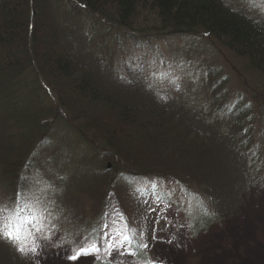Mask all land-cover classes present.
<instances>
[{
  "label": "trees",
  "instance_id": "trees-1",
  "mask_svg": "<svg viewBox=\"0 0 264 264\" xmlns=\"http://www.w3.org/2000/svg\"><path fill=\"white\" fill-rule=\"evenodd\" d=\"M228 1L235 7H229L224 0H0V217L3 223L20 222L31 233L36 229L35 221L42 220L38 216L46 218L53 211L55 229L65 235L74 232L71 229L78 217L74 214L70 222L71 217L60 207L61 202L45 208L41 203L39 207L45 212L32 213L33 208L28 205L35 194L22 178L33 159L42 156L52 160L50 155L54 152L60 157L70 144L64 142L60 146L54 142L50 154L39 153L45 147L41 145L49 135L52 115L70 131L71 146L77 152L71 161L79 164L74 169L75 187L84 186L81 193L88 192L99 201L103 195L98 188L108 187L119 175H123L127 186L131 182L139 186L144 180L150 184L147 193H143L144 186H130L137 199L142 196L153 205L146 216L137 217L132 210L112 218V222H119L123 240L133 237L130 242L137 241L131 245L135 252L144 251L143 240L148 244V239L162 225L158 222L161 214L157 208L163 201L164 191L176 198L183 194L184 199L189 198L202 207L196 217L190 216L193 237L208 223H218L234 214L244 190L237 197L233 192H222L228 180L224 159L235 162L234 156H241L244 167L250 171L249 163L255 168L250 173L257 171L252 163H258L257 152L262 144L259 132L253 134L254 123L249 122L254 115L253 105L239 101L227 106V94L220 92L213 82L216 71L200 97L190 82V86L187 84L189 99L197 97L209 114L217 106L219 114L227 117L221 132L216 128L203 133L206 130L198 124L201 117L198 115L195 120L193 115L187 116L197 105L179 100L185 84L176 89L174 103L168 102L169 98L153 104L141 102L145 100L143 95L132 90L123 92L112 81L108 70L98 71V65L85 58L92 41L82 40L95 35V31L96 37L111 36L107 41L101 40L100 56L95 57L103 65L104 57L113 54L101 53L107 46L117 47L120 40L167 33H179L186 38L191 35L188 32L205 31L233 50L244 68L251 70L250 74L258 71L264 76V14L249 9L246 0ZM58 7L67 12L64 20L54 13ZM148 29L158 32L146 34ZM159 30L169 31L160 33ZM124 35L127 37L120 38ZM143 39L151 43L146 37L139 39L140 42ZM189 45L193 46L190 40ZM192 46L189 48L200 51L199 45ZM178 57H173L172 62L177 63ZM203 68L196 69L203 71ZM53 89L57 98L53 97ZM42 95L50 102H45ZM205 95L212 99L216 95L224 97L210 103ZM63 111L73 118L63 116ZM77 120L84 123L78 124ZM54 164L63 178L68 164ZM41 176H47L55 187L56 180L49 178V173ZM162 178L171 183L164 185L167 189L156 183L157 180L162 183ZM57 182L56 191L61 187L66 189L61 179ZM62 192H57L60 200L64 198ZM72 197L76 199V195ZM81 206L79 210L86 212L90 205L81 203ZM103 222L93 225V238L101 236ZM0 242V264H26L27 260L23 261L26 258L19 251L20 241L0 239ZM4 248L8 250V257L2 251ZM10 251L22 257L19 263L10 258ZM101 263L115 264L104 256Z\"/></svg>",
  "mask_w": 264,
  "mask_h": 264
},
{
  "label": "rangeland",
  "instance_id": "rangeland-1",
  "mask_svg": "<svg viewBox=\"0 0 264 264\" xmlns=\"http://www.w3.org/2000/svg\"><path fill=\"white\" fill-rule=\"evenodd\" d=\"M224 1L229 7H235L228 0ZM246 1L249 9L264 14V0ZM54 13L59 15L61 20H64L67 12L58 7L54 8ZM137 31L142 32L141 29ZM145 31L146 34L147 32H158L151 29ZM159 31L161 33L169 30ZM94 33L95 35L98 34L97 31ZM188 33L186 38L179 33L177 35L167 33L136 35L135 38L138 39L135 40H120L117 47L112 46L110 48L107 46L101 53L112 52L113 54L104 57L103 65L99 64L96 59L100 56L98 53L100 51L99 44L102 39L107 41V39H111V36L102 34V37H96L91 34L88 39L87 37L82 39L92 41V46L87 49L85 58L93 60L98 65V71L108 70L112 81L116 82L118 87L124 90L123 92L132 90L141 96L143 95L145 100H140L141 102L153 104L159 99L166 98H169L168 102H175V87L185 84L180 90L182 96L179 100L182 103L193 101V104L197 105L192 108L187 116L192 118L193 115L195 120L198 115L201 117L198 124L200 123V126L206 130L203 133H210L211 129L214 131L216 128L221 132V126L223 124L225 128L227 117L219 114V107L217 106H213V111L209 114V110H205V104L201 100H197V97L189 99L187 90L191 83H194L191 87L196 86L195 91L200 97L201 91L210 86V79L216 71L213 82L216 87H219L220 92L227 94V98H225L227 106L239 101L244 103L249 101L253 105L254 115L249 122L254 123L253 134L257 135L259 132L258 137L262 144L257 152L258 156L260 155L258 163H252L257 167V171L250 173L255 168L250 167L249 163L250 171L244 167V164L240 162L241 156H234L237 159L235 162L229 158L224 159L226 168L224 172L228 180L222 188V192L225 194L233 192L237 197L238 192L244 190L237 211L231 216L228 215L221 221L219 220L218 223H208L193 237L190 216L196 217L198 215L196 213L202 207L195 205L189 198L184 199L183 194H179V198H176L164 191L161 203L165 205L162 206L161 203H158L159 207L157 208L159 215L161 214L158 222L162 225L157 233L148 239V244L143 240L142 246L146 244L147 247L142 252V256L145 260L151 261L152 264H264V180H260L264 178V76H261L258 71L250 74L251 70L244 68L233 50L211 36L209 37L207 32ZM124 37L127 36L124 35L120 38ZM143 37L149 39L151 43L148 44L146 39H143L144 42H140L139 39ZM189 40L193 46L189 45ZM188 45L192 47L199 45L200 51L191 49ZM176 56H179V61L174 63L171 59ZM203 65H206L207 68L212 66L211 68L215 70L209 71L211 68H203ZM199 67L203 68V71L196 69ZM201 81L205 83L202 85ZM47 86L49 87V85ZM55 96L57 98L54 91L53 97ZM208 96L205 95L204 98L210 103L217 102L224 97L216 95L212 99ZM42 97L45 102H50L45 98V95ZM67 113L63 111L62 115ZM67 115L68 119L73 118L71 114ZM51 117L49 118V135L43 140L41 146L45 147L39 153L47 151L50 154L54 150V142L60 146L64 142H68L71 150L69 146H66L62 152L63 157H58V153L54 152L53 155H50L52 157V160L49 159L50 161L39 156L38 159L36 157L35 160H32L31 165L27 164L26 173H23L22 178L29 183L33 190L32 193L35 194L34 198L29 200L28 206L33 208L31 209L32 213L36 210L45 212L39 207L41 203L42 207L45 208L61 202L60 207L71 217L70 222L74 214L78 219L71 229L74 232L68 235L59 229H55L53 211L46 218L40 214L41 217L38 216V219L42 220L35 221L36 229L31 233L20 222H18L19 224L14 220L8 222L6 225L9 228L15 227L20 230L19 251L26 258L23 261L27 260L26 264H99L101 256H104L115 264H143V261H138V258L132 255L128 249V244L120 235L119 227L121 226H119V222L113 221V224L112 218L117 213L121 215L124 211L130 213L132 210L135 211L137 217L142 216V214L146 216V211L153 205L149 203L150 201H145L142 196L137 199V196L130 189V186L135 187L136 185L131 183L130 186H127L126 181L122 180L123 175L122 177L119 175L108 187L98 188L103 195L99 201L96 200V197L91 198L88 192L81 193V188L84 186L76 185L75 187L77 172L74 169L76 170L79 164L76 160L71 161L72 158L75 159L77 152L71 146L70 131L64 127V124L57 122L54 115ZM77 123L84 122L79 120ZM258 156H256V160ZM54 163L68 164L67 169L63 171L66 174L63 175V178L59 175V170ZM44 173H49V178L56 180L55 187L47 180V176H41ZM60 179L66 189L61 187L56 191L57 181ZM160 180L162 183L159 180L156 183L157 185L160 183L161 187L166 183L171 185L165 178ZM149 185L144 180L139 186L140 188L144 186L143 193H147L146 189ZM164 189H167V185L164 186ZM58 191H63L61 196L64 198L61 200L57 196ZM73 194L76 195V199L72 197ZM68 197L72 198L67 201ZM81 203L90 205L85 209L86 212L79 210L81 207L83 208ZM74 205L76 207L73 210ZM99 221H104L101 225V236L93 238V225L98 224ZM136 224L137 222L134 221L133 225ZM113 225L118 229H115ZM82 245L88 248L89 254L79 255L76 260L70 259L72 255L78 254L76 250ZM94 247L98 248V251H94ZM33 249L36 251L33 252ZM2 251L7 255L8 250L6 248ZM10 258H14L18 263L22 259L13 251H10ZM144 259L141 258V260Z\"/></svg>",
  "mask_w": 264,
  "mask_h": 264
},
{
  "label": "snow or ice",
  "instance_id": "snow-or-ice-1",
  "mask_svg": "<svg viewBox=\"0 0 264 264\" xmlns=\"http://www.w3.org/2000/svg\"><path fill=\"white\" fill-rule=\"evenodd\" d=\"M30 191V189H29ZM20 230L18 228L15 227H11L9 228L6 224L3 223L2 217H0V239H4L8 242H13L16 243L21 239V236L19 234ZM129 238L125 237V241H127ZM143 247H147L146 245H144ZM21 251H23V249H20ZM94 251H98V248H93ZM36 249H33V252H35ZM76 252L78 254H74L70 257V259L72 260H76L79 258V255H88L89 251L88 248L85 246H81L80 248H78L76 250ZM149 264H152L151 261H149Z\"/></svg>",
  "mask_w": 264,
  "mask_h": 264
}]
</instances>
